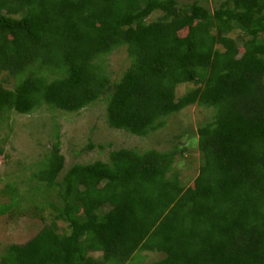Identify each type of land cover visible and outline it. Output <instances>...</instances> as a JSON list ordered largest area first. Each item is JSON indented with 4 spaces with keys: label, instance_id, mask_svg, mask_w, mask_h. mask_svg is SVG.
Segmentation results:
<instances>
[{
    "label": "trees",
    "instance_id": "trees-1",
    "mask_svg": "<svg viewBox=\"0 0 264 264\" xmlns=\"http://www.w3.org/2000/svg\"><path fill=\"white\" fill-rule=\"evenodd\" d=\"M186 1L0 0V73L15 78L0 84V118L99 101L108 128L146 137L187 106L213 113L195 130L188 186L171 170L174 149L113 150L55 182L62 157L51 144L25 179L56 189L53 218L65 229L43 226L6 246L0 264H129L141 251L160 254L147 264H264V0L211 11ZM119 47L129 62L111 81L103 62ZM177 85L191 88L175 96ZM18 203L0 204V215Z\"/></svg>",
    "mask_w": 264,
    "mask_h": 264
},
{
    "label": "rangeland",
    "instance_id": "rangeland-1",
    "mask_svg": "<svg viewBox=\"0 0 264 264\" xmlns=\"http://www.w3.org/2000/svg\"><path fill=\"white\" fill-rule=\"evenodd\" d=\"M182 2L183 0H177ZM193 0H187L190 3ZM226 0H197L199 5L212 10ZM185 2V1H184ZM159 14L154 12L146 22ZM184 32H180L182 36ZM236 38V33L229 34ZM238 48L242 40H236ZM240 49V48H239ZM240 51V50H239ZM124 47L113 50L105 57L103 64L109 79L116 80L128 65ZM31 66L37 68V63ZM48 78L58 77L53 71L40 70ZM15 78L7 72L0 73V84L11 89ZM191 85H177L175 96L182 95ZM212 110L190 105L179 112L164 118L162 128L146 137H138L123 130L108 128L102 102H94L75 113H65L40 105L28 114L7 112L0 118V204H7L11 197L18 206L11 215H0V255L11 244L22 245L29 241L43 227L55 223L57 232L65 229L66 223L55 221L56 211L51 204L60 207L56 189L45 188L43 184L30 178L29 171H36L51 144L57 143L58 154L62 157V167L55 178L61 176L74 164H89L94 161L106 162L108 153L117 149H128L137 153L153 149L163 152L181 150L173 158L171 170L176 172L179 182L188 186L198 168V151L195 130L212 115ZM14 187L12 196L6 186ZM17 208V209H16ZM104 210L108 207L104 206ZM94 259L97 252L88 253ZM154 251L136 252L129 264H147L159 258Z\"/></svg>",
    "mask_w": 264,
    "mask_h": 264
}]
</instances>
